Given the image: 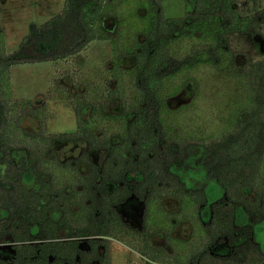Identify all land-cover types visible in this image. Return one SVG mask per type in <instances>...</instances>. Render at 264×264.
Masks as SVG:
<instances>
[{
    "label": "trees",
    "instance_id": "16d2710c",
    "mask_svg": "<svg viewBox=\"0 0 264 264\" xmlns=\"http://www.w3.org/2000/svg\"><path fill=\"white\" fill-rule=\"evenodd\" d=\"M116 1L127 4L130 22L139 7L145 9L133 43L101 26L106 17H119L111 7ZM129 2L65 0L59 13L31 25L16 50L0 49V245L10 240L12 248L10 259L0 255V264H110L111 238L141 239L136 250L158 263L264 264L252 226L264 221V59L247 52L240 62L230 59L245 99L217 133L181 135L164 115L167 100L190 81L198 94L192 71L226 66L235 55L230 35L264 36V8L243 16L239 0H184V15L170 17L163 0H133L135 11ZM94 40H112L117 85L104 99L79 101L76 130L48 132L39 109L12 104L13 65L65 60ZM130 56L135 62L123 67ZM127 77L130 86L122 83ZM113 107L120 111L111 113ZM27 113L39 121L37 129L22 125ZM57 143L86 147L64 158ZM195 166L222 187L219 200L209 204L205 183L183 179ZM133 197L144 204L140 226L120 212ZM166 198L193 210L200 236L189 245L154 220L156 205ZM239 208L251 225L239 224ZM160 231L167 246L154 243ZM220 246L228 252H214Z\"/></svg>",
    "mask_w": 264,
    "mask_h": 264
},
{
    "label": "rangeland",
    "instance_id": "374dc122",
    "mask_svg": "<svg viewBox=\"0 0 264 264\" xmlns=\"http://www.w3.org/2000/svg\"><path fill=\"white\" fill-rule=\"evenodd\" d=\"M64 2L65 0H0V49L4 48L7 52L16 50L23 38L30 33L31 25L41 24L59 13L64 7ZM136 5L133 0L129 2L130 11H135ZM163 5L167 16L179 17L185 13L184 0H163ZM111 7L116 8L119 17L110 15L103 19L101 26L114 36H122V41L129 39L133 43L135 28L143 26L142 17L145 9L139 7L138 14L130 22L126 18L129 17L127 4L119 5L116 1ZM260 8H264V0H239V10L243 16ZM228 39L235 55L227 57V67H201L192 71L191 75L198 81V94L193 81H190L178 95L167 100L165 107L167 112L164 114L166 121L179 134L196 136L217 133L222 124L228 121L233 112L232 107L244 101L245 91L240 86L241 78L230 67L232 63L230 59L240 62L243 54L247 52L254 60H263L264 36L235 33ZM185 45L184 42V48ZM113 53L112 40H94L82 52L65 60L13 65L10 70V100L17 109L22 103L30 111L39 109L48 132L76 130V107L79 101L104 99L108 90L117 85L111 73ZM134 62L135 57L130 56L124 58L121 64L129 68ZM180 81H175L174 84H179ZM122 83L131 85L129 77ZM109 111L118 113L120 107H113ZM83 113L88 117L90 112L85 109ZM103 123L113 129H120L118 123L114 125ZM22 125L28 129H37L39 121L27 113L22 115ZM85 147L82 144L57 143V148L64 158L75 157ZM93 155L97 156L96 153ZM71 174L68 172V176ZM182 177L189 185H193L194 180L199 181L200 185L205 183L209 204L223 196L222 187L215 180L209 181L198 166L184 173ZM27 186L34 187L33 182H28ZM108 188L111 189V186ZM243 193L252 195L250 188H245ZM205 209L208 208H202L203 211ZM181 210V204L177 199L166 198L161 204L156 205L154 220L156 224L172 228L171 235L180 241H187L189 245V241L195 240L200 234L193 210L190 208L182 210L183 212ZM143 211L144 204L135 197L120 207L123 218L135 226L141 225ZM237 215L239 224L251 225L252 222L243 208H239ZM252 226L254 240L264 248V221L254 223ZM153 240L157 245L167 246L161 231ZM109 241L110 264H164L143 256L136 250V247L143 246L141 239L129 238L127 241L111 238ZM187 242L183 245L187 246ZM214 252L227 253L228 248L220 246ZM0 255L10 259L12 255L10 240L0 245Z\"/></svg>",
    "mask_w": 264,
    "mask_h": 264
}]
</instances>
